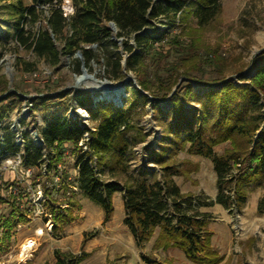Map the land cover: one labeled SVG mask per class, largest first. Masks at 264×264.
Returning <instances> with one entry per match:
<instances>
[{
  "label": "trees",
  "instance_id": "16d2710c",
  "mask_svg": "<svg viewBox=\"0 0 264 264\" xmlns=\"http://www.w3.org/2000/svg\"><path fill=\"white\" fill-rule=\"evenodd\" d=\"M13 1L8 7L14 17V39L19 46L31 49L36 58L56 65L61 54L72 56L80 52L87 69L91 68V63H102L109 80L123 79V67L127 72L142 73L139 89L128 87L131 97L122 108L101 102L93 104L87 92H76V96L70 98L92 120L98 121L92 129L80 124L79 116L73 112L76 119L54 117L37 130L40 144L27 134L23 135L24 149L20 160L26 168H40L45 164V156L47 173L50 170L57 172L67 156H75L71 167L75 175L71 184L59 186L51 182L50 188L42 185L48 198V215L53 229L75 218L72 207L76 205L73 201L76 192L69 187L76 188L77 193L98 205L103 211L104 222L109 221L113 213L112 195L118 191V186L103 178L104 170L109 174L125 173L132 148L147 137L143 128L133 122L132 116L133 111L145 104L143 91L148 93L152 100L150 105L158 113H162L158 99L169 97L171 125L161 136L167 143L160 144L159 151L152 150L149 154L161 170V182L141 180L124 186L123 224L137 248H142L158 229L155 250L178 249L193 264L222 263L223 256L211 246L212 233L207 230L209 215L198 212V208L218 204L225 209L241 210L248 187L264 181V52L248 64L254 71L248 83L235 85L224 76L223 56L205 50L204 59H201L199 40L185 42L168 28L146 31L161 18L169 22L193 18L196 31H202L220 14L219 0L189 3L186 0H69L73 9L69 16L61 9L64 0H27L28 5H24V0ZM42 20L45 27L40 25ZM103 22L115 25L117 39L134 35V51L126 41L123 42L128 55L124 66L119 53L112 51L115 47L111 40L113 32ZM36 24L38 27L33 31ZM57 42H61L60 50L55 46ZM93 45L99 51L95 52L91 48ZM170 54H174L177 61L162 64ZM199 60L203 61L199 63ZM74 62V72L79 73L81 62L77 58ZM205 68H212L217 78L205 80L192 75V71L203 73ZM193 82L206 85L207 91L200 95L194 90ZM6 91L4 89L2 94ZM66 96L65 92L54 96L43 94L38 100L41 104L51 103L47 107L52 109L57 106L58 99ZM20 99L17 94L8 92L0 99V110L12 109ZM7 100L9 104H3ZM190 102L199 106L186 108L184 105ZM226 142L229 149L221 156L214 154L213 148ZM187 145L189 154L211 160L217 185L214 201L182 194L172 180L174 176L190 174V170L180 168L174 160L177 151H183ZM17 153L16 147L5 146L2 150L5 156ZM233 170H236L235 174ZM63 177L66 180L68 174ZM41 179H47L46 175ZM8 187L3 186L5 193L0 195V203L10 204L11 213L23 217V211L32 209L28 196L18 186L14 190ZM27 204L29 208L24 207ZM65 204L68 208L58 207ZM53 255V264H78L85 254L77 256L54 250Z\"/></svg>",
  "mask_w": 264,
  "mask_h": 264
},
{
  "label": "rangeland",
  "instance_id": "374dc122",
  "mask_svg": "<svg viewBox=\"0 0 264 264\" xmlns=\"http://www.w3.org/2000/svg\"><path fill=\"white\" fill-rule=\"evenodd\" d=\"M186 1L189 3L194 0ZM13 2V0H0V99L8 92L17 94L21 99L12 109L0 110V195L5 193L2 190L3 186H9V189L18 186L28 196L32 209L23 211L24 216L22 217L19 213H11L10 204L0 203V264H53L55 261L53 252L58 250L53 248L55 244H58V239L65 237L66 232L63 227L69 224L79 229L83 228L85 231L82 233L79 246L74 245L73 251L63 253L77 256L85 254L78 264H112L113 262L107 260L105 263H98L95 258L91 257L92 254H97L96 250L102 252L99 247L91 249L92 251L88 250L87 245L95 238L98 241L97 246L104 245L102 254H116L120 245L113 243V231L105 235V227L109 222H104L102 209L77 193L76 188L69 187L76 192L73 200L76 205L72 207V215L75 217L73 221L65 222L59 228L53 229V223L48 215V198L43 193L42 185L45 184L50 188L51 182L59 186L71 184L75 175L71 169L75 156H67L62 166L58 167L59 171L50 170L47 173L45 156L43 158L45 164L38 169H29L22 164L20 154L24 149L23 135L27 134L28 138L33 140V133H37V130L43 128L47 121L54 117L76 119L79 116L80 124L91 129L96 126L98 121L92 120L84 109L77 107L74 101L70 100L71 97L76 96V92L89 93L93 104L101 102L111 104L114 108H122L126 105V100L131 97L129 88L139 89L138 81L142 79V73L127 72L123 67L121 72L123 79L109 80L105 76L102 63H91L88 73L98 80H108L106 87L110 90L107 92L109 98H99L102 94L100 87L95 88L96 91L89 92L92 90L90 86L94 85L91 81H85L79 88L71 89L75 85V77L81 74V72H74L76 54L72 56L61 54L59 62L54 65L49 60L36 58L31 49L19 46L14 39L13 12L8 7ZM219 3L221 5L220 14L202 31H196L197 25L193 18L186 21L175 19L170 22L161 18L154 22L152 29L146 31L168 28L171 33L180 35L185 42L189 43L191 39L199 40L197 46L200 47L201 59H204L205 50L216 51L225 59L223 73L226 79L235 85H246L254 75L252 67L250 65L248 67V64L255 56L264 52V0H219ZM28 4L29 2L24 0V5ZM61 9L64 15L69 16L73 13L69 0L63 1ZM40 25L45 27V22L42 20ZM103 25L111 30L107 23L103 22ZM37 27L38 24L33 27V31ZM25 29H29L28 26H25ZM194 31L196 32L193 33ZM113 36L111 40L115 43V47L112 51L119 53L122 58L121 64L124 66L128 55L123 42L126 41L134 51V35L121 39H117L115 33ZM55 46L57 50H60L61 42H57ZM94 51H99L98 47ZM176 61L175 55L170 54L161 63L167 65L174 64ZM199 61L201 63L203 60ZM239 71L242 72L238 73ZM192 75L205 80L217 78L212 68H205L203 73L192 71ZM182 80L183 78L178 80L176 87ZM121 82L125 84L119 86ZM192 85L200 95L207 91V86L202 83L193 82ZM214 87L217 88L216 85ZM4 89L7 91L2 94ZM59 92H65L67 96L58 99L57 106L52 109L47 107L51 103L41 104L38 100L43 94L54 96ZM141 95L146 97L145 104L133 111L132 116L133 122L143 128V133L147 137L144 142L132 148L128 158L129 167L125 173L109 174L105 169L103 174L104 179L117 184L118 191L116 192L119 193H123L124 186L134 185L141 180L148 183H153L155 180L161 182V170L151 161L149 154L152 150L159 151L160 144L167 143V140H162L161 136L163 131L171 125L169 111L172 109V104L168 102L169 97L158 99L157 102L162 112L158 113L151 107L152 100L148 93L141 91ZM181 100L183 101L184 98ZM9 102L7 100L3 104L8 105ZM184 106L190 108L199 105L190 102ZM5 146L16 147L18 153L13 156L2 155ZM187 147L188 145L183 151H177L174 160L180 168L190 170V174L174 176L172 180L182 194H191L214 201L217 195V185L211 160L189 154ZM228 149L229 143L226 142L214 147L213 152L221 156ZM82 150L86 149L82 147ZM233 173L235 174L236 170H233ZM64 174H68L66 180H64ZM43 175H46L47 179H41ZM229 194L232 197V192ZM53 195L55 198L54 192ZM114 196V218H117L119 215L118 195ZM24 207L29 208L28 204ZM58 207L68 208V205ZM198 212L209 215L207 230L212 233V248L224 258L220 264H264V181L248 187L246 201L241 210L234 207L225 209L215 204L212 207L198 208ZM120 221L121 216L118 217V222ZM158 233L159 230L156 229L146 245L137 248L140 250L139 254H144L139 257L143 264H193L178 249L170 251L169 254L167 252L171 249L167 252L155 250L154 242ZM29 242L32 243L30 248L32 250L28 249L23 252V246ZM67 245L70 248L73 246L72 242H68ZM128 261L129 258L124 264H128ZM131 264L137 263L132 262Z\"/></svg>",
  "mask_w": 264,
  "mask_h": 264
},
{
  "label": "crops",
  "instance_id": "0c3cea01",
  "mask_svg": "<svg viewBox=\"0 0 264 264\" xmlns=\"http://www.w3.org/2000/svg\"><path fill=\"white\" fill-rule=\"evenodd\" d=\"M118 195L117 197V202H118V209H119V216H121V221L118 222V217L114 218V200H115V196L114 195ZM123 193H119V192H115L113 194L112 197V204H113V215L111 216L110 220L107 222L108 225H106L107 227H105V235H107V233L109 231H113V243H117L119 244V249L116 252V254H102L103 253V248L104 245H100L97 246L98 241L93 240L91 241L87 247L88 250L90 249V251H92L91 249H96V248H100L99 250H101L102 252H99L98 250H96L95 253L97 254H92L91 257L95 258V260L98 261V263H105L106 260L108 262H113V263H125L127 261V259L129 258V263L131 264L132 262H136L137 264H143L139 257L140 255H144V254H139L140 250L137 249L136 245H135V241L131 235V233L129 232L128 228L123 224V220L125 217V211H124V207H123V199H122ZM119 200V201H118ZM106 223V224H107ZM114 229H117V231H114ZM63 230L66 232L65 237L58 239V244H55L53 249H58L61 252H66V251H73V247L75 245V247H77V245L79 246V244L82 241V233L85 231V229L83 228H78L77 226H70L69 225H65L63 227ZM68 242H72L71 246L72 248L68 247ZM146 245V244H145ZM136 250H138L136 252ZM131 251V254H129ZM170 251H175V249H171L167 252V254L170 253ZM136 252V253H135ZM181 252V251H180ZM112 263V264H113Z\"/></svg>",
  "mask_w": 264,
  "mask_h": 264
},
{
  "label": "water",
  "instance_id": "95a60500",
  "mask_svg": "<svg viewBox=\"0 0 264 264\" xmlns=\"http://www.w3.org/2000/svg\"><path fill=\"white\" fill-rule=\"evenodd\" d=\"M109 26L111 28V31L113 33H116L117 29H116L115 25L113 23H109ZM91 48L95 49L96 46L93 45V46H91ZM76 57L81 62V67H80L81 74L79 76L75 77V85L72 86L71 89L79 88L85 81H91L92 83L99 85V86H102V87L107 86L108 80H106V79L98 80L94 77V75H91L88 73V69L85 67V63L83 61V58H82V55L80 52L76 53ZM124 84H125V82H121L119 86H123ZM92 91H96V89L95 90L94 89L89 90V92H92ZM106 91L109 92L110 90L107 89ZM33 140L35 143L40 144L39 138H38V135L36 132L33 133Z\"/></svg>",
  "mask_w": 264,
  "mask_h": 264
},
{
  "label": "bare ground",
  "instance_id": "6f19581e",
  "mask_svg": "<svg viewBox=\"0 0 264 264\" xmlns=\"http://www.w3.org/2000/svg\"><path fill=\"white\" fill-rule=\"evenodd\" d=\"M98 87H100V90L102 91L101 97H99V98H101V99H108L109 96H108V93L106 91L108 89V87L97 86L95 84L93 86H90V88H92V89H95V88H98ZM31 247H32V243H30V242L29 243H26L23 246L22 251L25 252L26 250L30 249ZM30 250H32V249H30ZM20 252H21V250H20ZM21 256H24V254H21Z\"/></svg>",
  "mask_w": 264,
  "mask_h": 264
}]
</instances>
